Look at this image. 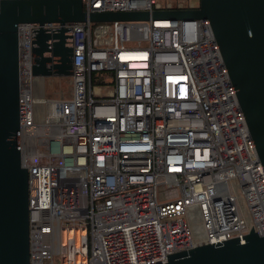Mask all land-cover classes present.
<instances>
[{"label":"built area","instance_id":"obj_1","mask_svg":"<svg viewBox=\"0 0 264 264\" xmlns=\"http://www.w3.org/2000/svg\"><path fill=\"white\" fill-rule=\"evenodd\" d=\"M91 11L199 0H82ZM66 28L70 95L33 91L39 28ZM30 264H160L264 235V169L207 19L18 24ZM51 57V53L45 54Z\"/></svg>","mask_w":264,"mask_h":264},{"label":"water","instance_id":"obj_2","mask_svg":"<svg viewBox=\"0 0 264 264\" xmlns=\"http://www.w3.org/2000/svg\"><path fill=\"white\" fill-rule=\"evenodd\" d=\"M147 19H207L264 169V0H199L196 9L91 11L82 0H0V264H30L28 172L21 164L18 24ZM39 28L32 74L70 76L66 28L52 50ZM51 53V57L45 54ZM160 264H264V235L249 233L166 254Z\"/></svg>","mask_w":264,"mask_h":264},{"label":"rangeland","instance_id":"obj_3","mask_svg":"<svg viewBox=\"0 0 264 264\" xmlns=\"http://www.w3.org/2000/svg\"><path fill=\"white\" fill-rule=\"evenodd\" d=\"M70 78L67 76H43L33 82V91L38 96L54 97L70 95ZM58 255L54 256V264H59Z\"/></svg>","mask_w":264,"mask_h":264}]
</instances>
